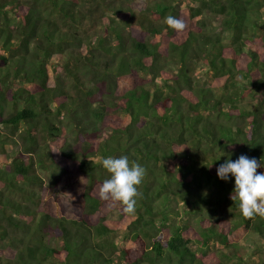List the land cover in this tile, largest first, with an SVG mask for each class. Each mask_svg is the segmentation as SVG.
<instances>
[{"label": "trees", "instance_id": "1", "mask_svg": "<svg viewBox=\"0 0 264 264\" xmlns=\"http://www.w3.org/2000/svg\"><path fill=\"white\" fill-rule=\"evenodd\" d=\"M182 1L0 0V264H251L249 234L264 251L217 175L264 162V0ZM121 155L146 170L134 214L99 197Z\"/></svg>", "mask_w": 264, "mask_h": 264}, {"label": "clouds", "instance_id": "2", "mask_svg": "<svg viewBox=\"0 0 264 264\" xmlns=\"http://www.w3.org/2000/svg\"><path fill=\"white\" fill-rule=\"evenodd\" d=\"M164 22L173 30L182 32L186 24L182 19L168 15ZM261 161L264 159L261 158ZM102 166L110 173L99 188V197L104 201L119 202L126 214L136 211L137 197L142 196L138 186L142 183L146 170L137 162L129 161L126 155L102 158ZM264 167V162L256 158L240 155L235 161L230 158L217 168V175L227 181L234 177L235 187L230 199L239 202L238 207L246 219L259 215L264 218V172L257 169Z\"/></svg>", "mask_w": 264, "mask_h": 264}, {"label": "rangeland", "instance_id": "3", "mask_svg": "<svg viewBox=\"0 0 264 264\" xmlns=\"http://www.w3.org/2000/svg\"><path fill=\"white\" fill-rule=\"evenodd\" d=\"M132 1V0H130ZM135 3L142 5L143 3H148L152 0H133ZM180 3L182 4V6L184 7L185 2L182 0ZM215 25V24H214ZM198 70V69H197ZM201 71V69L199 70ZM204 71V69H202V72ZM199 73V72H198ZM66 83H69V80L66 79L65 80ZM5 149L7 151H12L13 149H15V146H11V145H6ZM40 174L42 175V177L44 178V183L45 186L42 189H36V190H41L39 192L41 193H45L47 191V189L51 186V177H50V172H46V171H40ZM120 235V234H119ZM116 240H119V236H116ZM259 242V240L257 239V237L254 234H249L246 235L240 242L239 245L240 247L244 248V258L248 260L249 263L251 264H263V260H264V251L260 252V253H250L251 252V247L252 245H255ZM255 243V244H254Z\"/></svg>", "mask_w": 264, "mask_h": 264}]
</instances>
